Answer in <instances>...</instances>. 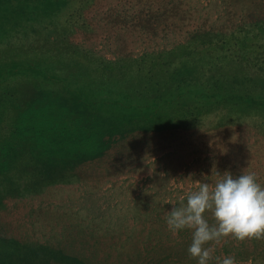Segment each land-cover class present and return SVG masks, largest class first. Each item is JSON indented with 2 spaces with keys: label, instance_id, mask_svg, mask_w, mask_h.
Masks as SVG:
<instances>
[{
  "label": "rangeland",
  "instance_id": "1",
  "mask_svg": "<svg viewBox=\"0 0 264 264\" xmlns=\"http://www.w3.org/2000/svg\"><path fill=\"white\" fill-rule=\"evenodd\" d=\"M226 171L264 185V0H0V255L196 264L165 216Z\"/></svg>",
  "mask_w": 264,
  "mask_h": 264
},
{
  "label": "clouds",
  "instance_id": "2",
  "mask_svg": "<svg viewBox=\"0 0 264 264\" xmlns=\"http://www.w3.org/2000/svg\"><path fill=\"white\" fill-rule=\"evenodd\" d=\"M214 184L202 181L198 190L188 194L178 205L167 211L165 223L173 233L189 229L192 240L187 248L196 264H210L214 247L209 242H219L224 237L244 240L264 237V185L254 172L217 173ZM205 213H211L210 224ZM216 264H237L234 256L215 258Z\"/></svg>",
  "mask_w": 264,
  "mask_h": 264
},
{
  "label": "trees",
  "instance_id": "3",
  "mask_svg": "<svg viewBox=\"0 0 264 264\" xmlns=\"http://www.w3.org/2000/svg\"><path fill=\"white\" fill-rule=\"evenodd\" d=\"M118 106L120 105L119 103H116ZM16 258L17 255L14 254L13 252L9 253H2V255H0V264H16Z\"/></svg>",
  "mask_w": 264,
  "mask_h": 264
}]
</instances>
